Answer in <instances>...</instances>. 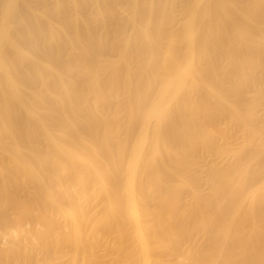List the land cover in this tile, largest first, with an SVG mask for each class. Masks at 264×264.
<instances>
[{
  "label": "bare ground",
  "instance_id": "bare-ground-1",
  "mask_svg": "<svg viewBox=\"0 0 264 264\" xmlns=\"http://www.w3.org/2000/svg\"><path fill=\"white\" fill-rule=\"evenodd\" d=\"M176 1L0 0V177L12 182L17 206L40 201L48 217L56 211L73 224L80 217L93 226V207L106 204L102 215L116 218L106 221L109 234L124 229L119 243L138 230L142 249L149 224L162 225L172 236L159 248L187 247L172 252L176 264H264V141L253 146L261 136L254 104L240 111L225 99L258 62V1L194 0L179 10ZM220 60L234 61L225 68L233 88L219 83ZM204 88L214 101L199 97ZM217 104L247 132L234 151L218 150L202 131L207 117L219 115ZM200 145L228 160L223 171L206 169V197L178 175L185 151ZM165 171L176 177L173 189L162 182ZM178 191L188 193L189 207L176 209Z\"/></svg>",
  "mask_w": 264,
  "mask_h": 264
},
{
  "label": "rangeland",
  "instance_id": "rangeland-1",
  "mask_svg": "<svg viewBox=\"0 0 264 264\" xmlns=\"http://www.w3.org/2000/svg\"><path fill=\"white\" fill-rule=\"evenodd\" d=\"M193 1L194 0L176 1L177 3L175 2V8H178L177 10H179L180 5L183 3H192L190 5H193ZM257 1L258 3H256V9L259 10L256 11V13L254 11V13L256 14H254V19L258 20L257 17H261L264 20V10L262 9V7H260L261 5L264 6V3L262 4V2H260L259 0ZM262 1L264 2V0ZM259 3H261L260 6L258 5ZM241 5L245 6V4ZM261 9L263 10L262 15H260ZM261 18L259 20H261ZM259 22H262V29H259L260 27H258L256 22L254 24V30L252 31V37H257L256 39L254 38V42L257 41V44L255 43L254 47L256 48V50H258V46L259 48L264 47V45L260 46V44H264L261 41L262 39L264 40V21L261 20ZM256 31L258 32V34L256 33ZM179 32L180 26L175 25L172 27L171 33L178 34ZM256 50L254 49V54L257 53L254 56H257L258 62H255L256 64L254 66V72L248 78L249 80H246L247 89H245L246 87L244 88V86L246 85L242 86L243 88L241 86V88L238 86V89L235 86L236 88L231 89V92L233 94L229 92L231 94H227V96L225 97V99L233 104V106H237V109L241 108L239 109L240 111H244L248 106L254 104L253 106H255L254 109L256 111V117L254 120H256L257 122L255 123L257 130L259 129V136L261 135L260 137H257L256 140H254V147H257L262 143V141H264V124L258 123L260 119H264V72L262 73L261 71V69L263 70L264 68V62H262V57L264 55L262 54L263 56H261V53L264 52V48L263 50L260 49L259 52H256ZM216 63V67L214 68H216L215 71L218 76V80L220 81L217 82L223 85V87H226L227 84H229L230 86L228 85L226 88H233L234 84L232 83H234V80L226 74L225 68H230L231 66H233L234 61L232 62V65L230 67H224L227 66L224 60L217 61ZM257 64H262L263 66L261 65L260 67ZM222 67H224V70L222 69ZM218 72L222 73H220L221 76L218 75ZM228 77L229 79L227 80ZM241 89H243V91ZM202 90H204V92ZM239 90H241V92ZM199 97L206 100L208 99L209 101L210 94L208 88L201 89ZM228 97L232 102L228 99ZM211 100L212 99L210 97V102ZM219 106V104H217V106H213L215 114L218 112L219 115L216 114L215 119H212L211 116L210 118L207 117L208 119L205 120L201 128L203 132L205 131L209 134H212V142H214L212 145L215 148L217 147L218 150L223 151H234L240 148L246 141L247 132L243 130L239 125L233 123L230 124L229 121H226L227 119H224L226 118V111L224 112V108L222 106ZM171 121L172 120L170 119L169 122ZM178 142H181V140L179 139ZM240 155L243 159L249 157L247 151H242ZM184 160L187 163V166L183 168L182 171L179 172V174L177 171V174L179 176H185H182L185 183H188L186 179H190L191 183H195L198 186L203 197H206L209 194V187L204 181V173L206 169L208 167H212L218 171H223L228 163V160L224 156L222 157L221 155H209L206 152V148L204 147V145H200L196 153L185 151ZM105 161H108V158L105 159ZM251 165L253 168H256L257 166L254 162H252ZM111 166H108L109 168H107V171L112 172L114 170V167ZM262 166L264 171V162ZM183 171L184 174L182 173ZM69 174L70 173L65 172L63 174V178H67ZM67 180L69 179H66L65 182ZM68 182L69 181H67L66 183L68 184ZM162 182H164V185L170 189H173V187L177 184L176 177L172 174L166 173V171L162 175ZM11 183L12 182H10L9 180L4 178L2 179L0 177V264H176L175 254L181 255V252L187 249L186 245L176 246L175 249L170 245H166V247L164 248H159L158 242H161L162 238H164L162 241H169V237H171L172 235L170 230L168 232L165 227L163 228L162 225L156 226V224H154L155 226H153V224H149L152 226L150 228H152L153 233L152 236L146 238V242L145 240L142 241V249L141 246L137 243L138 239L139 241L141 240L142 234V232L140 233V231L138 230L129 229V231L125 233L128 235V239L125 237L124 241H122L121 239L122 243H119L118 235H124V232L121 231L123 228H119L120 230L117 232L119 234H116L114 232L109 234L108 229H106L107 227H105V224L107 220H113L115 218V215H102L104 209L102 207L106 204L103 203L104 205H101V202L98 207L95 206L92 209V218L90 217V222L94 221L93 226L92 224H83L82 226L80 217H75L74 219L77 218L76 221L79 222H75L76 224H73L72 220L70 219L72 217H60L62 213H58L56 211L53 212V216L56 214L54 217H48L49 215L43 212L45 211V209H49L46 207L48 206L47 204L43 203V206V204L39 201V203L32 206L28 204V207V205L26 206L25 204L27 202L26 197V202L25 200H20L19 202V205H21V202H23L25 205H23V207L22 205L17 206V204L15 203L16 198L12 191L13 186ZM107 195H109V193H107ZM100 198H105V193L101 194ZM102 199L100 200L102 201ZM168 200L164 202L166 206L168 205ZM103 202H105V200H103ZM63 205L64 204H60L59 206L63 209H67L66 206ZM189 205L190 197L188 193L185 191H178L176 193V209L180 210L182 208H187L189 207ZM18 207L19 209H23H20V211H18ZM25 208L26 211L30 210L28 211L29 213L24 211ZM53 210L54 208H50V211ZM21 211H23L25 214H21ZM50 213L52 214V212ZM57 213L59 214V217L57 216ZM115 220L116 218L114 219V221ZM159 221L163 222L164 220L160 219ZM245 232V235L252 236L256 234L254 232H249L248 229ZM3 234H7V237H5ZM201 234L198 233V235L200 236ZM193 235L194 237H191V240H193V242L195 241V243L197 241V243L200 244L199 242H202L201 239H203L204 235L202 234L203 237L201 238L200 236H196V234ZM48 237L50 240L48 239ZM45 244L47 245L45 246ZM177 247H180V249H178ZM168 248L170 250H167ZM141 250L142 253L140 255ZM172 252H174L175 254H173ZM177 260H179V258Z\"/></svg>",
  "mask_w": 264,
  "mask_h": 264
}]
</instances>
